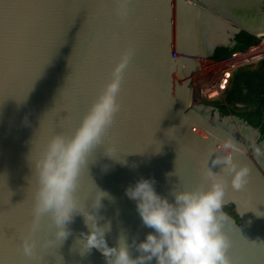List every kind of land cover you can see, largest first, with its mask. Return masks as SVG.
Wrapping results in <instances>:
<instances>
[{"label": "water", "instance_id": "obj_1", "mask_svg": "<svg viewBox=\"0 0 264 264\" xmlns=\"http://www.w3.org/2000/svg\"><path fill=\"white\" fill-rule=\"evenodd\" d=\"M243 31L264 35V0H0V264H107L99 250L81 248L91 231L82 213H74L63 242L50 214L33 236L34 256L23 242L34 220L37 162L52 136L75 135L129 49L119 110L78 180L79 210L100 227L110 224L109 247L125 236L135 258L133 241L153 230L126 189L154 178L173 199L174 191L209 187L212 168L225 180L220 213L230 257L264 264L263 132L199 101L192 85L201 59L233 50ZM225 143L234 162L250 169L244 189L213 164ZM98 190L111 197L99 209Z\"/></svg>", "mask_w": 264, "mask_h": 264}, {"label": "clouds", "instance_id": "obj_2", "mask_svg": "<svg viewBox=\"0 0 264 264\" xmlns=\"http://www.w3.org/2000/svg\"><path fill=\"white\" fill-rule=\"evenodd\" d=\"M262 36H256L258 42ZM133 54L131 49L124 53L113 72V79L93 104L75 135L66 137L56 134L48 142L46 152L36 164L39 186L35 194L34 220L30 234L24 239L23 252L29 257L36 254L38 242L33 236L40 229L44 216L51 215L56 226L55 239L63 242L69 235L67 225L74 219V213H82L91 231L84 234L81 248L85 252L93 248L99 250L107 264H152L153 260L155 264H234L229 255L231 241L223 230L225 217L220 213L225 180L212 168L206 172L211 180L209 187L174 191L173 199L156 190L154 178H141L126 189L127 197L136 202L143 225L153 230L142 241H133L140 253L135 258L125 236H121L118 246L109 247L105 236L110 224L100 227L96 216L79 210L76 191L81 171L93 149L103 143L104 135L115 119L120 107L117 95L124 70ZM209 59L223 60L214 57L201 59V66L203 60ZM223 96L201 101L218 100ZM232 148L231 143H225L222 146L225 154L217 156L213 164L223 165L234 173L232 186L241 190L250 182V169L234 162L228 151ZM259 151L257 149V153ZM105 197L111 198L106 191H97V209L102 206L101 201ZM231 211L234 213L233 209Z\"/></svg>", "mask_w": 264, "mask_h": 264}, {"label": "trees", "instance_id": "obj_3", "mask_svg": "<svg viewBox=\"0 0 264 264\" xmlns=\"http://www.w3.org/2000/svg\"><path fill=\"white\" fill-rule=\"evenodd\" d=\"M233 50L219 48L215 59H225L235 50H245L258 42V37L243 31L237 37ZM228 114L235 113L253 125L260 127L264 135V60L235 71L225 95L218 100H207Z\"/></svg>", "mask_w": 264, "mask_h": 264}, {"label": "built area", "instance_id": "obj_4", "mask_svg": "<svg viewBox=\"0 0 264 264\" xmlns=\"http://www.w3.org/2000/svg\"><path fill=\"white\" fill-rule=\"evenodd\" d=\"M264 59V36L260 41L246 50L234 51L231 56L223 60H205L209 67L206 74L196 72L193 77L195 96L199 101L203 99H215L223 96L227 91L234 72L242 67L256 64ZM194 74V75H195Z\"/></svg>", "mask_w": 264, "mask_h": 264}, {"label": "bare ground", "instance_id": "obj_5", "mask_svg": "<svg viewBox=\"0 0 264 264\" xmlns=\"http://www.w3.org/2000/svg\"><path fill=\"white\" fill-rule=\"evenodd\" d=\"M204 61L203 60V64L201 66V69L197 70L196 72H198L199 74H206V71L209 69V67L207 65L204 64ZM194 78H196V74L193 76ZM195 86V85H194ZM197 88V86H195ZM199 89V88H197Z\"/></svg>", "mask_w": 264, "mask_h": 264}, {"label": "snow or ice", "instance_id": "obj_6", "mask_svg": "<svg viewBox=\"0 0 264 264\" xmlns=\"http://www.w3.org/2000/svg\"><path fill=\"white\" fill-rule=\"evenodd\" d=\"M127 66H128V65H127ZM126 68H127V67H126ZM126 68H125V69H126ZM124 71H125V70H124ZM66 118H67V117H66Z\"/></svg>", "mask_w": 264, "mask_h": 264}, {"label": "rangeland", "instance_id": "obj_7", "mask_svg": "<svg viewBox=\"0 0 264 264\" xmlns=\"http://www.w3.org/2000/svg\"><path fill=\"white\" fill-rule=\"evenodd\" d=\"M213 101V100H212Z\"/></svg>", "mask_w": 264, "mask_h": 264}]
</instances>
